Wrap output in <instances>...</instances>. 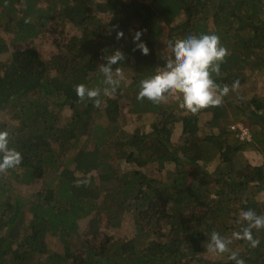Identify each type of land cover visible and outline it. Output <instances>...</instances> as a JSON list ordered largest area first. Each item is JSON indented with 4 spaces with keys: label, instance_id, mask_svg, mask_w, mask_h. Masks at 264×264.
Instances as JSON below:
<instances>
[{
    "label": "trees",
    "instance_id": "trees-1",
    "mask_svg": "<svg viewBox=\"0 0 264 264\" xmlns=\"http://www.w3.org/2000/svg\"><path fill=\"white\" fill-rule=\"evenodd\" d=\"M255 73L264 0H0V264H264Z\"/></svg>",
    "mask_w": 264,
    "mask_h": 264
},
{
    "label": "rangeland",
    "instance_id": "rangeland-1",
    "mask_svg": "<svg viewBox=\"0 0 264 264\" xmlns=\"http://www.w3.org/2000/svg\"><path fill=\"white\" fill-rule=\"evenodd\" d=\"M77 34H78L77 31H72L70 28L63 31V35H64L63 38L61 36H59V35L53 36V35L48 34V35L45 36V38H42V39L39 38L38 47L37 48H38V50L40 51V54L43 57H50L53 51L60 50L62 47L67 45V43L70 41V39L72 37L76 36ZM3 59H5V58L1 57L2 61H4ZM106 81L107 80H105L104 83ZM250 82H251V84H250L251 85L250 93L259 95L261 97H264V73H262V74H256L255 73L253 75L252 79L250 80ZM111 83H112V80L111 81H107V83L104 84V87L107 89L108 85L111 84ZM100 88L99 89L103 92L102 87H100ZM203 88L205 89V92H209L211 94H215V92L211 88H209V87H203ZM125 89L123 90V89L116 88L114 90L115 91L114 96L117 95V97L120 99V103H121L122 106H124L127 103L126 101L130 100L128 95L126 97L124 96V92L126 91ZM116 93H119V94H116ZM174 98L176 99V97H174ZM164 103H168V102L165 101ZM105 107H106V104H104V102H103L101 108L104 109ZM69 113L70 112H67L65 114V118L69 117V115H68ZM0 118H2L3 120L6 119V117L4 115H0ZM124 118H126V122L123 124V130L128 132V133H133L136 125H138L139 122L136 121L135 116L130 115V114L126 115V117L124 116ZM149 118H150V120H154L156 118V116L155 115H149ZM146 119H147V116H145V118L143 120H146ZM204 119L205 120L206 119L209 120L210 116H207ZM5 121H8V120H5ZM151 130L152 129H151V127H149V125L145 126L144 131L146 133L147 132L148 133L151 132ZM178 141H179V134H178V132H175L174 138H173V142L175 144H177ZM246 158L253 165L259 164L261 162V158L254 152L247 153L246 154ZM217 165H218V163H214V164L210 165L208 167V171L209 172L213 171L217 167ZM115 166H119L118 162H115ZM144 172L148 176L153 175V169L152 168L145 169ZM38 187H39V185H38ZM18 188H20V187H18ZM36 188H37V186H32V187L24 186L21 189H17L16 194L20 195V196H23L22 198H25V197L28 198L29 196H31L33 194L34 191H37V190H35ZM261 199L264 200V196H262ZM130 227L131 226H130L129 223H125L123 225L122 229H120L117 232H115V231L111 232V235H113L117 239H121V238L123 239L125 235H128L127 232H130V234H131ZM52 246L54 248H56V242H53Z\"/></svg>",
    "mask_w": 264,
    "mask_h": 264
},
{
    "label": "clouds",
    "instance_id": "clouds-1",
    "mask_svg": "<svg viewBox=\"0 0 264 264\" xmlns=\"http://www.w3.org/2000/svg\"><path fill=\"white\" fill-rule=\"evenodd\" d=\"M107 83V81L104 83V84H106ZM111 84H109L108 85V88H109V86H110ZM203 87H208V86H204V85H199V84H194L193 85V87L191 88V90H190V92H191V94L192 95H198V94H200V93H203V92H205V89L203 88ZM103 88V87H102ZM105 88V87H104ZM107 88V89H108ZM210 88V87H209ZM106 89V88H105ZM116 89V87L114 88V90ZM113 90V93H112V95H111V98H113V99H117L118 97H117V95H115L114 96V94H115V91ZM109 94V93H108ZM116 94H119V93H116ZM104 96H106L107 94L105 93V94H103ZM104 104H106V102H104ZM169 104V103H168ZM234 128H237L238 130H240L241 131V138H245V139H250L251 138V135H250V133H249V131L248 130H246L242 125H237V126H234Z\"/></svg>",
    "mask_w": 264,
    "mask_h": 264
}]
</instances>
